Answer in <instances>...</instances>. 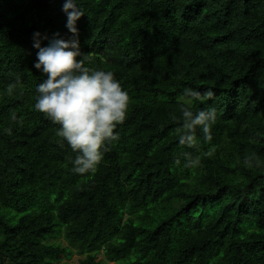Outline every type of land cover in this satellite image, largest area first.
<instances>
[{"label": "trees", "instance_id": "16d2710c", "mask_svg": "<svg viewBox=\"0 0 264 264\" xmlns=\"http://www.w3.org/2000/svg\"><path fill=\"white\" fill-rule=\"evenodd\" d=\"M63 2L0 0V264H264V0H78L85 66L130 97L83 175L33 108V33L73 38ZM188 87L214 92L198 150L174 132Z\"/></svg>", "mask_w": 264, "mask_h": 264}, {"label": "clouds", "instance_id": "9594fccd", "mask_svg": "<svg viewBox=\"0 0 264 264\" xmlns=\"http://www.w3.org/2000/svg\"><path fill=\"white\" fill-rule=\"evenodd\" d=\"M61 11L66 15V28L73 38L59 33L51 37L39 31L33 33V48L37 49L33 67L44 79L35 87L34 111L58 124L56 135L76 153L71 161L77 174L95 172L103 159L106 142L114 140V129L126 117L130 97L110 70L85 66L79 50L77 21L84 15L78 0H64ZM43 41L47 44L42 46ZM214 96L211 89L203 95L199 90L185 88L176 98L180 105L181 125L174 132L179 144L198 150L196 131L210 139V130L217 119L214 107L193 111L194 102ZM210 156L211 152L205 153ZM200 156L185 154V167H196ZM179 163V161H177ZM245 163H250L247 159Z\"/></svg>", "mask_w": 264, "mask_h": 264}, {"label": "rangeland", "instance_id": "374dc122", "mask_svg": "<svg viewBox=\"0 0 264 264\" xmlns=\"http://www.w3.org/2000/svg\"><path fill=\"white\" fill-rule=\"evenodd\" d=\"M60 242L65 244V242L62 239H60ZM80 258H83V255H79L77 253H73L69 259L62 258L61 264H78ZM102 259H103L102 255L99 254L98 255V260L102 261ZM107 264H113V263L108 262Z\"/></svg>", "mask_w": 264, "mask_h": 264}]
</instances>
